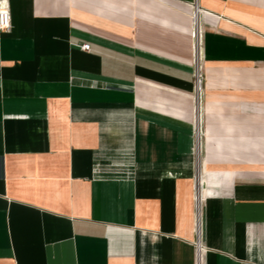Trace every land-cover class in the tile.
<instances>
[{
	"label": "crops",
	"instance_id": "crops-1",
	"mask_svg": "<svg viewBox=\"0 0 264 264\" xmlns=\"http://www.w3.org/2000/svg\"><path fill=\"white\" fill-rule=\"evenodd\" d=\"M1 6L0 264H196L194 11L203 264H264V0Z\"/></svg>",
	"mask_w": 264,
	"mask_h": 264
},
{
	"label": "built area",
	"instance_id": "built-area-1",
	"mask_svg": "<svg viewBox=\"0 0 264 264\" xmlns=\"http://www.w3.org/2000/svg\"><path fill=\"white\" fill-rule=\"evenodd\" d=\"M198 10V4L194 6V9ZM197 12V11H196ZM11 27V14L9 11L8 6H1L0 7V30H8ZM199 24L196 22L194 30H193V36L195 41V60H194V100H195V121H194V136H195V147H194V158H195V166H196V175H195V184H194V201H195V215H196V241L195 245L197 248V262L196 264H203V257H202V244L200 240V232H201V222H202V211H203V186L201 184L202 179V150L199 153L198 147L199 142L202 145L203 140V128L199 130L200 125L202 127V115H201V124L199 122V109H198V87H200V90L202 89L203 94V83H204V77H203V71H202V64H201V55H200V48L202 43V29L199 30ZM85 51L90 50V44H84L81 47Z\"/></svg>",
	"mask_w": 264,
	"mask_h": 264
},
{
	"label": "bare ground",
	"instance_id": "bare-ground-1",
	"mask_svg": "<svg viewBox=\"0 0 264 264\" xmlns=\"http://www.w3.org/2000/svg\"><path fill=\"white\" fill-rule=\"evenodd\" d=\"M193 16H194V27H195V24H196V22H198V24H199V30L201 29V27H200V20H199V18H200V16H199V14L197 13V12H193ZM194 44H195V41H194ZM195 50H196V46H195ZM198 97H199V101H198V109H199V122H200V124H201V115H202V105H201V100H202V90H200V87H198ZM195 105H196V103H195ZM194 108H195V106H194ZM201 110V111H200ZM201 125H200V128H199V130H201ZM204 129V128H203ZM199 148V147H198Z\"/></svg>",
	"mask_w": 264,
	"mask_h": 264
},
{
	"label": "water",
	"instance_id": "water-1",
	"mask_svg": "<svg viewBox=\"0 0 264 264\" xmlns=\"http://www.w3.org/2000/svg\"><path fill=\"white\" fill-rule=\"evenodd\" d=\"M202 99H203V95H202ZM202 124H203V121H202Z\"/></svg>",
	"mask_w": 264,
	"mask_h": 264
}]
</instances>
